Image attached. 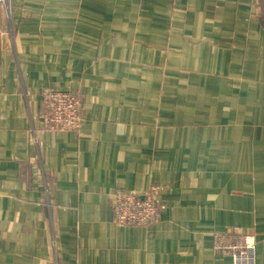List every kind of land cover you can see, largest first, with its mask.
Masks as SVG:
<instances>
[{"label": "crops", "instance_id": "1", "mask_svg": "<svg viewBox=\"0 0 264 264\" xmlns=\"http://www.w3.org/2000/svg\"><path fill=\"white\" fill-rule=\"evenodd\" d=\"M0 30V264H233L219 233L264 264V0H9ZM125 189L160 221L115 223Z\"/></svg>", "mask_w": 264, "mask_h": 264}, {"label": "built area", "instance_id": "2", "mask_svg": "<svg viewBox=\"0 0 264 264\" xmlns=\"http://www.w3.org/2000/svg\"><path fill=\"white\" fill-rule=\"evenodd\" d=\"M9 13V0H0ZM5 30H0V40ZM42 127L49 132H79L81 100L74 92L48 90L41 107ZM113 221L120 225L148 227L160 221V207L155 192L140 193L132 189L118 190L112 199ZM214 249L232 259L233 264H257L256 241L242 234H216Z\"/></svg>", "mask_w": 264, "mask_h": 264}]
</instances>
